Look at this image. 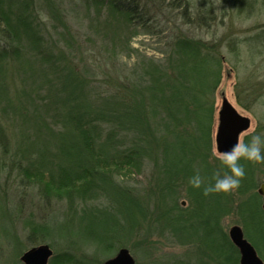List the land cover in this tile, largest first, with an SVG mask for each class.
Returning <instances> with one entry per match:
<instances>
[{
    "label": "trees",
    "instance_id": "trees-1",
    "mask_svg": "<svg viewBox=\"0 0 264 264\" xmlns=\"http://www.w3.org/2000/svg\"><path fill=\"white\" fill-rule=\"evenodd\" d=\"M16 1L0 0V32L2 40L9 43L0 47V62L26 61L31 72L33 65L38 66L39 70L32 75L40 82L43 79L50 82L47 95L57 107L53 128L43 124L44 118L39 112L33 113V119L37 118L36 141H40L34 146L33 154L38 159L18 162L22 177L39 185L47 198L66 199L75 216L79 205L97 200L102 193L105 196L113 191L122 197L127 218L121 226L122 233L110 232L107 221L94 225L90 222L92 226L82 225L80 220L70 224L99 244L112 246L119 241L123 246V240L132 238L150 223L145 200L137 191L134 193L135 187L130 181L133 174H142L146 164L153 161L152 177L162 195L157 209L162 212L161 216H152L151 221L166 220L161 226L169 228L183 243L197 244V239L192 237H201V231L204 249L199 264L202 261L239 264L240 251L223 226L226 218L235 216L264 261L263 196L258 192L262 181L258 173L264 161L241 158L239 163L245 175L238 187L228 192L205 193V188L214 183L215 175L230 173L223 158L214 154L218 123L215 98L224 73V60L217 53L214 41L177 34L165 42L167 47L161 49L163 57H143L138 48L130 45V39L137 32L153 34L147 4L142 6L141 0H84L87 8L95 7L97 18L99 12L107 9V15L102 16L104 20H96L100 28L92 35L91 44L99 43L105 59L120 54L128 58L123 73L115 70L116 76L107 80V85L97 84L89 76L90 70L72 60L83 44L71 30L61 4L42 0L41 6L54 20L55 31L61 26L62 32L75 43L70 51L60 47V41L46 31V23L36 12L33 0H26V6ZM239 1L242 9L248 2L247 7H253L249 0ZM148 2L159 4L161 15L165 12L171 15L173 10L183 7L186 24L195 21L208 28L214 19L211 4L205 5L204 10L199 8L192 17L189 0ZM114 21L121 26L110 30L116 26ZM238 43V40L231 41L230 47L236 50ZM134 54L138 58L134 59ZM100 86L104 89L99 90ZM3 94L12 103L4 86L0 88V100ZM11 103L5 102L0 111H8ZM44 127L46 134L45 129L42 133ZM248 140L246 137L245 143ZM116 177H123L125 183L116 181ZM195 177L202 181L199 187L192 183ZM181 190L189 200V207L179 203ZM109 196L112 198V194ZM87 210L83 208L79 219L84 218ZM58 229L60 226L51 227L49 223L31 225L26 238L31 245L42 240L52 244L47 236ZM5 232L11 234L9 230ZM19 239L11 236L8 244L17 245ZM49 264L93 263L75 254L61 253L53 255Z\"/></svg>",
    "mask_w": 264,
    "mask_h": 264
},
{
    "label": "rangeland",
    "instance_id": "rangeland-1",
    "mask_svg": "<svg viewBox=\"0 0 264 264\" xmlns=\"http://www.w3.org/2000/svg\"><path fill=\"white\" fill-rule=\"evenodd\" d=\"M55 1L64 8L71 30L79 36L83 44L77 57L72 59L74 63L90 70L89 76L97 80V84L107 85V80L111 81L112 76H116L115 70L117 73H123L122 70L125 69L128 58L120 54L115 58L111 56V59H105L103 58L104 50L99 43L94 45L90 42L92 35L97 34V29L100 28L98 22H102L104 20L102 16L107 15V9L104 8L102 12H99L100 17L97 18L95 7L87 8L84 0ZM249 1L253 7H247L248 2L245 5L246 8L242 9L239 6V0H189L192 17L199 8L204 10L205 5L213 6L214 19L210 21V27L206 28L204 24L199 25L195 21L190 24L184 23L183 7L173 10L171 15L168 12L161 15L159 4L141 0V5L147 4V9L151 11L149 26L153 34L137 32L132 34L130 39V45L138 48L143 57L158 58L163 57L164 53L161 49L167 47L165 42H168L170 36L181 34L209 42L214 41L217 53L224 60L223 79L215 98L218 112L222 96L225 94L238 112L251 121L249 129L241 134L239 144H244L246 137L249 138L248 142L256 135L264 138V0ZM16 2L20 6H26V0ZM33 4L36 12L40 13L46 23V31L60 41L59 46L68 51L73 50L75 43L68 35H65V32H62L61 26L57 30L59 33L55 31L52 25L54 20L41 6L42 0H33ZM115 23L116 26L110 30L121 26L119 22ZM235 40L239 41L236 50L230 47V42ZM8 44L7 41L2 40L0 32V47ZM111 55H113L112 52ZM134 56V59L138 58L137 55L134 54ZM31 70L32 72L26 61L0 62V88L6 87L9 93L6 95L11 96L12 100L11 103L7 98L5 99L4 94L0 100L1 109H4L5 102L11 103L8 104L10 107L8 111H0V264H25L22 260L23 254L31 247L43 243L49 244L52 248L51 258L56 254L70 253L93 264H104L123 246L130 250L135 264H175L178 261L186 262L184 264H199L198 259L203 257L204 249L202 242L204 237L201 231L199 232L201 237H192L197 239V244L193 245L179 241L169 228L161 226L166 220L162 219L161 223L151 221L152 216H161L162 212L157 209L162 195L158 193L160 191L156 188V181L152 177L155 166L153 161L146 164L142 174H133L130 181V184L135 187L134 193L137 191L143 201L145 200L148 216H151L150 223H146L132 238L123 240V246L119 241L112 243V246L99 244L97 240L82 234L84 232L78 230L76 226L72 228L70 224V221L80 220L82 225L92 226L89 225L90 222L94 225L107 221L110 232L122 233L121 226L127 222L124 213L126 207L122 197L109 191L110 195L112 194V198L109 199V193L105 196L102 193L97 200L79 205L75 216L66 199L47 198L40 192L39 185L22 177L19 169L21 159L25 160L22 163L38 159V155L33 154L36 152L34 146L40 143L36 141L37 118L33 119V113L37 111L43 116V124H49L52 128L56 127L53 123V115L55 116L57 107H54L47 95L50 82L46 83V79L40 82L36 76L32 75L39 70L38 66L33 65ZM52 79L55 78L52 77ZM254 88L255 92H253ZM103 89V86L99 87V90ZM44 129L46 134V127L43 128L42 133ZM215 136L216 132L214 154L224 158L225 154L217 151ZM52 150L54 151V146ZM261 165L258 175L262 179L261 183H264V164ZM115 179L125 183L123 177ZM183 191L181 190L179 195V203L183 207H189V200ZM83 208L88 209L87 213L83 219H79L78 214ZM196 211L199 212L198 208ZM44 223H49L51 227L60 226L58 231H53L54 233L47 236L53 243L42 240L31 245L26 238L29 226ZM233 225L241 226L235 216L223 221L227 231ZM7 230L11 231V234L8 235V232H5ZM101 230L102 227H99V231ZM11 236H18L20 243L9 245ZM201 264H204V261Z\"/></svg>",
    "mask_w": 264,
    "mask_h": 264
},
{
    "label": "water",
    "instance_id": "water-1",
    "mask_svg": "<svg viewBox=\"0 0 264 264\" xmlns=\"http://www.w3.org/2000/svg\"><path fill=\"white\" fill-rule=\"evenodd\" d=\"M250 125V119L241 115L228 97L223 94L216 130L217 151L226 154L234 145H239L241 133L248 130ZM258 192L263 196L262 207L264 209V183L261 184ZM229 234L240 251L239 264H264L254 245L245 237L240 225H233L229 229ZM52 254L53 250L50 245L43 243L27 250L23 254L22 260L25 264H48ZM104 264H135V259L127 247H122L114 257L107 259Z\"/></svg>",
    "mask_w": 264,
    "mask_h": 264
},
{
    "label": "clouds",
    "instance_id": "clouds-1",
    "mask_svg": "<svg viewBox=\"0 0 264 264\" xmlns=\"http://www.w3.org/2000/svg\"><path fill=\"white\" fill-rule=\"evenodd\" d=\"M262 149H264V138L259 135L253 136L249 143L234 145L223 158V163L227 165L230 173L224 176L215 175L214 183L205 188V193L228 192L238 187L240 179L245 175L244 168L239 161L241 158L264 161V150ZM192 183L199 187L202 181L199 177H195Z\"/></svg>",
    "mask_w": 264,
    "mask_h": 264
},
{
    "label": "bare ground",
    "instance_id": "bare-ground-1",
    "mask_svg": "<svg viewBox=\"0 0 264 264\" xmlns=\"http://www.w3.org/2000/svg\"><path fill=\"white\" fill-rule=\"evenodd\" d=\"M123 247H125V246H123ZM122 248V247H121Z\"/></svg>",
    "mask_w": 264,
    "mask_h": 264
}]
</instances>
